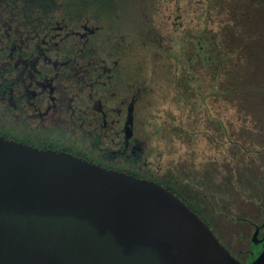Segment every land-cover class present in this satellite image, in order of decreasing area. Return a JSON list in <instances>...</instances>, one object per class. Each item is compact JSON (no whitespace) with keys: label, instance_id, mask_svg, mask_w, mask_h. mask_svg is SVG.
<instances>
[{"label":"trees","instance_id":"16d2710c","mask_svg":"<svg viewBox=\"0 0 264 264\" xmlns=\"http://www.w3.org/2000/svg\"><path fill=\"white\" fill-rule=\"evenodd\" d=\"M3 2L41 17L60 13L68 23L100 22L93 36L119 40L109 46L117 55L127 34L153 49L161 86L155 91L143 71L136 105L152 170L132 174L175 192L247 262L254 225L264 221L262 163L254 157L264 150V89L255 91L264 84V0ZM89 44L92 54L104 51L102 40Z\"/></svg>","mask_w":264,"mask_h":264},{"label":"water","instance_id":"95a60500","mask_svg":"<svg viewBox=\"0 0 264 264\" xmlns=\"http://www.w3.org/2000/svg\"><path fill=\"white\" fill-rule=\"evenodd\" d=\"M0 264L242 263L160 182L0 134Z\"/></svg>","mask_w":264,"mask_h":264},{"label":"flooded vegetation","instance_id":"af4514ba","mask_svg":"<svg viewBox=\"0 0 264 264\" xmlns=\"http://www.w3.org/2000/svg\"><path fill=\"white\" fill-rule=\"evenodd\" d=\"M44 21L38 11L31 14L8 2L0 4V134L149 177L152 167L136 118L138 78L126 79L117 57L108 60L105 52L89 51L96 28L80 23L82 30L69 29L61 18L47 30L54 33L45 36L39 32L41 23L48 27ZM54 115L70 121L71 135L62 142L38 139L43 120ZM256 230L257 241L264 232L263 220L254 225ZM252 237L251 253L260 244L254 245ZM235 256L246 263L242 248Z\"/></svg>","mask_w":264,"mask_h":264},{"label":"rangeland","instance_id":"374dc122","mask_svg":"<svg viewBox=\"0 0 264 264\" xmlns=\"http://www.w3.org/2000/svg\"><path fill=\"white\" fill-rule=\"evenodd\" d=\"M60 16H61L60 13L54 14V12H53L49 18L43 17L45 19L44 22H47L48 27H46L45 24L41 23L42 27L40 28V31H39L40 34L45 35V36H47V35L51 36V34L54 33V29H52L50 32L47 30L51 29V25H54L55 19L60 20ZM73 23H75V24H73ZM80 23L86 24L88 26L95 28V25L100 23V22L93 21L88 17L80 19L77 22L78 26H75V25H77L76 22H72V23L67 22L69 29L74 27V28H78V30H82ZM251 26H253V25H251V24L248 25V28H247L248 31H250ZM126 30L133 31L136 29L134 27L130 26V28H126ZM121 32H124V31L121 30ZM62 34H63V32H62ZM91 38L95 39V40L99 39L100 41L101 40L103 41V44L105 46V48H103V50H104L103 52L106 53L108 60H110V58L120 57L122 60L121 62L123 63V66H129V67L125 68L126 73H127L126 79H131L134 76H136L140 80L141 78H144V76H145L143 73V71H144L146 73L145 79L148 78L149 80H151V82L154 81L155 91L157 90L158 87L161 86L160 78L162 77V74H161V71L156 67V63L154 62L155 52L153 51V49L152 50L146 49L149 47V46H147V43H146V46L144 48V47L140 46V44L135 40V38H133L131 35L127 34L121 40L122 41V53L123 54H120L118 52L119 49H117V52H118V55H117V53L114 52L116 50L112 49L109 46L114 44L115 41H119V40H115L114 38H108L106 34H101L100 37L92 35ZM137 39H138V37H137ZM248 40L251 41L250 38ZM143 43H145V42H143ZM116 48H119V45H116ZM95 49H97V47H95ZM123 50L125 52H123ZM119 54H120V56H119ZM258 85H261V86H258L255 89V91L257 89H260V88L264 89V84L259 83ZM120 88L122 91L126 90L125 87L123 86V84ZM263 114H264V108H263ZM56 121L61 122V120L58 118V116H57V119L55 118V115H54V119H53V117L48 116V118L46 120H43V124L40 125L41 130L39 131V133L36 134V137H38V139L50 138V139H54L55 141H59V142L66 140V138H68L71 135V132H69L70 129L68 128L70 125V121H67V119L62 121L61 123H57ZM64 122H66L65 126H64L65 128H63L64 131L58 132V130H60L59 127H62L63 126L62 124H64ZM38 124L39 123H37V125ZM29 125H32V124H29ZM66 130L67 131L69 130V131L67 132ZM74 144L77 146H80L79 143L76 141H74ZM254 157L258 158L260 160V162L262 163L261 177L264 178V150L261 152H255Z\"/></svg>","mask_w":264,"mask_h":264}]
</instances>
